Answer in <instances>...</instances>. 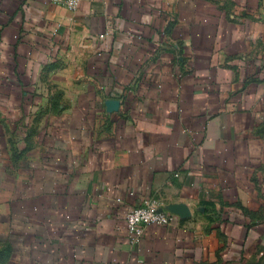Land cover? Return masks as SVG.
<instances>
[{
    "label": "crops",
    "instance_id": "1",
    "mask_svg": "<svg viewBox=\"0 0 264 264\" xmlns=\"http://www.w3.org/2000/svg\"><path fill=\"white\" fill-rule=\"evenodd\" d=\"M0 264H264V0H0Z\"/></svg>",
    "mask_w": 264,
    "mask_h": 264
},
{
    "label": "built area",
    "instance_id": "2",
    "mask_svg": "<svg viewBox=\"0 0 264 264\" xmlns=\"http://www.w3.org/2000/svg\"><path fill=\"white\" fill-rule=\"evenodd\" d=\"M66 7L74 12L78 9L81 0H61ZM175 215L160 210L159 206L153 201H146L126 214L127 229L130 241L137 244L143 235L145 225L158 224L167 226L173 223Z\"/></svg>",
    "mask_w": 264,
    "mask_h": 264
},
{
    "label": "water",
    "instance_id": "3",
    "mask_svg": "<svg viewBox=\"0 0 264 264\" xmlns=\"http://www.w3.org/2000/svg\"><path fill=\"white\" fill-rule=\"evenodd\" d=\"M108 104H109V107H110L111 109H114V108L117 107V104H116L115 102H113V101L109 102ZM160 210H163V209H160ZM171 210H172L174 213L179 214V215H181V216H183V217L189 215V211H188L187 208H186L185 206H183V205H179V204H177V205H173V206L171 207Z\"/></svg>",
    "mask_w": 264,
    "mask_h": 264
}]
</instances>
